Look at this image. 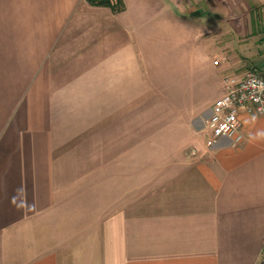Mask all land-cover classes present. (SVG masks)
Returning a JSON list of instances; mask_svg holds the SVG:
<instances>
[{
	"label": "crops",
	"instance_id": "0c3cea01",
	"mask_svg": "<svg viewBox=\"0 0 264 264\" xmlns=\"http://www.w3.org/2000/svg\"><path fill=\"white\" fill-rule=\"evenodd\" d=\"M119 2L0 0V264H260L264 114L240 145L204 129L264 28Z\"/></svg>",
	"mask_w": 264,
	"mask_h": 264
},
{
	"label": "built area",
	"instance_id": "2783aa9c",
	"mask_svg": "<svg viewBox=\"0 0 264 264\" xmlns=\"http://www.w3.org/2000/svg\"><path fill=\"white\" fill-rule=\"evenodd\" d=\"M111 7H117L119 0H109ZM219 65V60L215 61ZM264 114V74L250 69L241 78L226 80V93L212 107L205 132L210 135L206 145L211 147L220 138L231 140L234 145L244 142L241 114ZM264 255V250H263ZM260 264H264V256Z\"/></svg>",
	"mask_w": 264,
	"mask_h": 264
},
{
	"label": "rangeland",
	"instance_id": "374dc122",
	"mask_svg": "<svg viewBox=\"0 0 264 264\" xmlns=\"http://www.w3.org/2000/svg\"><path fill=\"white\" fill-rule=\"evenodd\" d=\"M220 2L226 7L222 11L221 24L233 18L234 21L243 25L242 28H245L246 22L251 20L257 24L256 29L262 30L264 28V0H220ZM206 32L213 33V30L207 27Z\"/></svg>",
	"mask_w": 264,
	"mask_h": 264
},
{
	"label": "trees",
	"instance_id": "16d2710c",
	"mask_svg": "<svg viewBox=\"0 0 264 264\" xmlns=\"http://www.w3.org/2000/svg\"><path fill=\"white\" fill-rule=\"evenodd\" d=\"M91 4L96 6H110L109 0H88ZM111 7V6H110ZM123 6L119 2V5L117 7H112L114 11L122 10Z\"/></svg>",
	"mask_w": 264,
	"mask_h": 264
},
{
	"label": "clouds",
	"instance_id": "9594fccd",
	"mask_svg": "<svg viewBox=\"0 0 264 264\" xmlns=\"http://www.w3.org/2000/svg\"><path fill=\"white\" fill-rule=\"evenodd\" d=\"M255 139H258V140H264V133H260V132H258V133L256 134Z\"/></svg>",
	"mask_w": 264,
	"mask_h": 264
}]
</instances>
